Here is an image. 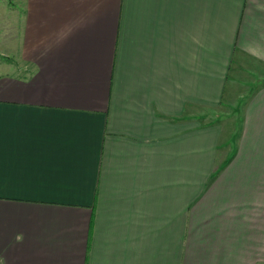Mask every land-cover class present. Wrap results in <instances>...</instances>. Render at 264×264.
I'll return each instance as SVG.
<instances>
[{
  "label": "crops",
  "instance_id": "1",
  "mask_svg": "<svg viewBox=\"0 0 264 264\" xmlns=\"http://www.w3.org/2000/svg\"><path fill=\"white\" fill-rule=\"evenodd\" d=\"M8 7L0 264H264V0Z\"/></svg>",
  "mask_w": 264,
  "mask_h": 264
},
{
  "label": "rangeland",
  "instance_id": "2",
  "mask_svg": "<svg viewBox=\"0 0 264 264\" xmlns=\"http://www.w3.org/2000/svg\"><path fill=\"white\" fill-rule=\"evenodd\" d=\"M22 0H0V49L2 50V46L5 45L1 43L3 39H5V34L7 31V10L9 5H17L21 4ZM8 7V8H7ZM0 58L1 55H0ZM213 117H209L208 120H212Z\"/></svg>",
  "mask_w": 264,
  "mask_h": 264
},
{
  "label": "trees",
  "instance_id": "3",
  "mask_svg": "<svg viewBox=\"0 0 264 264\" xmlns=\"http://www.w3.org/2000/svg\"><path fill=\"white\" fill-rule=\"evenodd\" d=\"M213 122V121H212Z\"/></svg>",
  "mask_w": 264,
  "mask_h": 264
}]
</instances>
